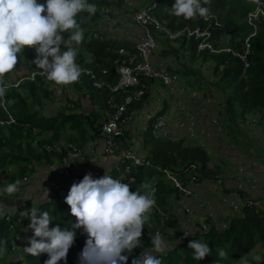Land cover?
<instances>
[{
  "label": "trees",
  "instance_id": "1",
  "mask_svg": "<svg viewBox=\"0 0 264 264\" xmlns=\"http://www.w3.org/2000/svg\"><path fill=\"white\" fill-rule=\"evenodd\" d=\"M153 1L155 6L152 13L163 20L170 31L174 32L183 27L207 30L208 35L203 37V40L209 42L212 47L227 46L239 52L243 49V39L252 30V27L245 22V15L256 2H264V0H210L208 5H203L210 8L208 18L196 16L185 20L183 17L169 15L167 8H171L175 0ZM45 2L46 0H38V3ZM87 2L101 6L108 4L106 0H87ZM97 17V11L94 15L82 12L77 16L78 22L84 29V39L78 48L76 62L81 68L91 69L98 76L101 75L99 70L106 68L107 73L100 77L109 83H114L116 75L112 60L116 53L113 50L117 47L131 49L133 46L125 40L106 38L99 34L95 28L91 27ZM64 35L67 36V33ZM199 40H202V37L179 40V49L185 50L188 61L198 58L210 61L212 75L218 83H223L228 89L223 92L224 94L222 93V107L228 114L229 122L235 126L237 116L240 117L238 119L244 118L246 114L258 111L264 103V21L257 23L254 35L248 37V53L246 54L248 65L245 68L242 66L243 62L230 52H210L207 48L196 52L195 45ZM62 50L66 49L62 46ZM85 55H89V60ZM35 57L34 49H24L18 57L14 70L10 72L11 76L18 78L36 70V66L31 63ZM182 69L184 74H197V71L189 68ZM33 77V80L25 78L17 86H9L5 96L0 98V120H5L7 113L14 119L13 123L0 125V169H4L0 174V189L6 183L25 177L32 169L29 166L32 160L45 163H50L54 159L60 160L67 155L68 144L81 149L89 138L97 135L94 124L110 95L106 88L93 87L89 76L81 73L78 81L71 84V87L79 95L86 97L91 107L94 105L96 109L89 115L74 111L80 107V101L76 98L71 102L67 100V103H71L70 108L67 104L55 112H45L43 111L44 100L53 99V89L47 86L48 81L45 77L37 73H33ZM143 97L144 95L141 99ZM140 101L132 104L131 107L138 105ZM159 114H162V110L156 113V115ZM151 121L150 119L147 122L141 132L147 163L135 164L130 159L120 158L99 177L107 173L113 179L129 184L130 191H134L140 184L147 182L150 184L149 189L155 190V206L159 212L150 213V220L143 228L141 246L132 251L127 264H131L133 259L151 247L150 237L155 231L164 234L169 241L173 242L166 253H155L162 260V264H232L239 260L258 241L264 239V214H257L252 208L241 207L238 213L227 219L225 228L218 230L210 224L206 230L198 228L189 236L181 238L178 220L170 209L169 200L176 191L172 183L164 177L162 170L177 172V177L181 181H186L192 173L189 169L187 170L190 163L198 165V180L212 178L222 169L219 164L208 166L210 156L201 145L183 144L180 139L153 136ZM86 126L91 130L92 137L86 138ZM65 130L71 133L64 138ZM62 138L64 145L59 146L58 152L52 148V145ZM69 190L64 194L54 192L45 201H39L35 206L40 212L48 211L53 216L49 229L57 226L61 230L70 229L76 222L70 214L69 207L64 203ZM16 195L17 192L12 196L0 194V201L6 202ZM16 209L19 210V206ZM5 216H8L7 219ZM17 216L18 211L12 214L4 212L0 215V247L5 249L3 254H20L19 264H44V261L48 259L46 253L34 257L23 252V248L29 246L27 241L33 237V234L27 236L22 242L19 241L16 233L19 227L21 229L24 227L26 220L18 221ZM196 239L207 243L211 249L210 255L201 261L194 260L192 251L188 248L189 242ZM85 241L82 229L77 230L74 243L68 252L74 248L83 249ZM219 249L227 252V256L220 257ZM63 262L59 261L58 264ZM257 263L262 264V260Z\"/></svg>",
  "mask_w": 264,
  "mask_h": 264
},
{
  "label": "clouds",
  "instance_id": "2",
  "mask_svg": "<svg viewBox=\"0 0 264 264\" xmlns=\"http://www.w3.org/2000/svg\"><path fill=\"white\" fill-rule=\"evenodd\" d=\"M209 3L210 0H175L167 10L169 15L185 20L196 16L208 18L210 8L203 5ZM257 5L264 6V2H256L245 15V22L254 32L256 24L264 21V14L255 26L249 24L246 17ZM96 11V5L87 0H46L45 3H38V0H0V98L7 91L4 80L13 77L10 72L26 48L35 50L36 57L31 63L37 69L18 78L33 80L34 77L29 78L30 73H37L46 78V84L53 93L58 88L61 90V85L71 88L82 72L76 57L84 39V29L77 16L82 12L94 15ZM62 46L66 50H62ZM20 183L19 179L6 183L0 194L14 195ZM146 188L147 185L142 183L136 191H130L129 184L113 179L107 173L98 179H93L91 173L86 174L79 183L71 185L64 200L76 221L70 229L61 230L58 226L49 229L53 216L33 206L20 213L22 219L30 220L28 229L33 232V237L27 241L29 246L24 247L23 252L34 257L46 253L48 259L44 264H58L66 260L76 231L82 229L87 239L79 254V264H127L132 251L141 246L143 228L156 204L155 190L145 191ZM47 198L48 193L43 190L41 202ZM3 213L4 206H0V215ZM190 234V231L184 232L185 237ZM150 241L151 247L133 259L132 264H162L154 253H166L168 242L159 231L150 237ZM188 248L192 251V258L198 261L211 253L208 244L198 239L190 241ZM4 251L0 247V254ZM218 254L222 258L227 256L223 249H219ZM255 259L259 261L261 258L257 255Z\"/></svg>",
  "mask_w": 264,
  "mask_h": 264
},
{
  "label": "crops",
  "instance_id": "3",
  "mask_svg": "<svg viewBox=\"0 0 264 264\" xmlns=\"http://www.w3.org/2000/svg\"><path fill=\"white\" fill-rule=\"evenodd\" d=\"M145 1L148 0L143 2ZM105 6L108 11L105 13L104 24L98 26L97 32L106 38L135 43L138 28L130 19L128 6L123 1L108 3ZM158 42V50L153 56L154 66H164L174 72L178 70L181 72L182 68H189L192 71H197V74H190L191 77L189 75L190 79L188 80L183 77L184 72L182 71L181 80L190 88L189 92L183 94L169 93L158 85L160 83L157 80H145L147 90L140 103L133 107L132 118L124 131L125 144L132 148L137 155H145L146 149L141 137L142 125L146 123L144 115H155L162 110V114L168 118V130L170 136L174 138L173 140L180 139L183 144L203 146L210 156L208 166L220 165L222 169L220 184L211 178L199 185L190 186L191 195L184 198V203L188 208L187 213L177 206L174 195L169 199L170 209L177 216L178 229H192L194 231L200 221L208 225L216 224L225 222L235 213H238L220 200L224 189H230L236 184H241V198L264 199V103L258 111L238 119V137L232 135L228 138L226 132V126L229 123L228 114L222 107L223 94L213 86L216 78L211 73L209 61L202 58L188 61L186 52H183L182 49L180 52L178 42L165 40ZM193 75L194 78H192ZM202 85L209 88L205 90ZM60 87L61 90L58 88L54 91L53 105H56L51 112L57 111V104L61 105L60 108L68 104L70 108V102L75 101L76 98L80 101V107L74 111L83 113L86 110L89 115L92 110H95L87 99L85 100L79 94H74L73 89L62 85ZM68 89L71 91L68 92ZM192 91L195 92L194 95L191 94ZM67 100L70 102L67 103ZM45 103L48 105L51 101H45ZM189 117L194 120L196 126L195 139L188 137L185 128L178 127L179 123L184 122L186 125ZM244 139L250 146L248 149L242 147ZM60 140L64 141L63 138ZM253 148L258 151L257 154L253 153ZM79 150L81 152L79 156L67 151L66 156L73 162L74 172L65 177L57 172L60 168V163L57 160H53L50 167L49 164L42 161H30L31 171L21 180L17 195L14 197L15 201L6 204L5 209L12 210L19 206V208L29 210L31 208L26 205L27 202L38 203L41 201L42 192L47 190L46 184L49 180L52 179L59 188H68L74 182L79 183L88 173H91L93 179H98L101 173L113 166L117 160L115 155L102 153L101 142L97 135L86 141ZM95 171L98 175L94 174ZM145 184L147 185L145 191H150L151 189L148 188L150 184L148 182ZM10 206L13 208H9ZM185 216L190 221L183 222ZM29 223L30 220L27 219L23 230L20 231L21 234L18 236L20 242L25 234L28 235L32 232L28 229ZM161 236L168 242V249H170L173 242L169 241L166 236Z\"/></svg>",
  "mask_w": 264,
  "mask_h": 264
},
{
  "label": "built area",
  "instance_id": "4",
  "mask_svg": "<svg viewBox=\"0 0 264 264\" xmlns=\"http://www.w3.org/2000/svg\"><path fill=\"white\" fill-rule=\"evenodd\" d=\"M108 3H117L119 1H123L128 6L129 16L131 21L138 28V33L136 37L135 43L132 44L131 49H127L125 47H117L113 51L116 53L115 58L112 60L114 73L116 75V80L114 83H109L104 78L100 77L107 73L106 68H101L99 70L101 75H96L91 69L81 68L84 74L89 76L91 81V85L95 88H106L110 95L106 100V106L100 110L99 117L96 120L94 126L97 128V136L101 142V151L105 155H115L117 160L120 158H126L132 160L135 164L147 163L145 159V155H137L134 153L133 149L125 144V128L130 122L133 112L132 104L139 102L141 97L147 90V85L145 84V80H157L162 85H164L169 93L183 94L184 92H189V86L184 83L174 71L167 69L164 66H154L153 64V56L155 52L158 50V41L165 40L169 42H176L179 40L193 38L197 39L202 37V40L196 42L195 50L196 52L207 48L210 52L217 51H225L230 52L232 55L236 56L243 63V68L247 67L248 63L246 61V54L248 53V36H252L254 31H251L247 37L243 40V50L236 51L232 50L229 47H212V45L203 40V37L208 35L207 30L200 31L197 28L188 29L187 27H183L182 29L176 31H170L165 25L164 21L159 19L152 13V10L155 6V2L153 0H148L143 2L144 0H106ZM105 13L108 11V8L104 6L102 9ZM264 14V6L257 5L254 10L250 11L247 14L246 20L252 26H255L256 22L259 20V17ZM163 38V39H162ZM87 60H89V56H85ZM33 73H30L29 78L32 79ZM13 78L11 82L8 80ZM7 80H4L7 88L9 86H16L21 78L11 77ZM15 81V82H14ZM192 95L195 92H191ZM84 97V96H83ZM86 100L87 98L84 97ZM88 100V99H87ZM89 102V100H88ZM90 104V103H89ZM92 108L96 109L93 105ZM83 115H88L86 110L83 111ZM146 123L142 125V129H144L147 125V122L151 119V133L153 136L157 137H167L170 139H174L170 136V132L168 130V118L163 114L159 115H144ZM152 117H154L152 119ZM186 125L183 123H179L178 127L181 129H186L188 137L195 139L196 138V130L194 120L189 117ZM14 119L10 114H6L5 120H0V125L13 123ZM64 145V143L59 140L52 148L59 152V146ZM45 147H48L45 145ZM69 153L77 154L79 156L81 154L80 150L74 148L75 146L68 144ZM60 163V168H58L57 172L61 176H69L74 172L73 162L67 156H64L62 159H54ZM53 161V160H52ZM51 161V162H52ZM50 162V163H51ZM50 163L49 167L51 166ZM197 168L198 165L195 163L188 164V168L192 173L189 174L188 179L186 181H181L177 177V172H172L169 170H162L165 174V178L169 180L173 187L175 188L176 194L174 195L175 203L177 206L185 213H187L188 208L184 203V198L191 195V185H199L202 182L209 180L207 178H202L201 180L197 179ZM53 169V167H52ZM108 170V169H107ZM95 175L98 173L95 171ZM23 177L22 179H24ZM213 181L217 184L221 183V175H215L212 177ZM21 179V180H22ZM48 196L57 192L58 194H64L70 187L68 188H59L56 183L51 179L46 184ZM241 184H236L230 189H226L223 194L220 196V200L227 203L235 212H239L241 207L252 208L253 211L257 214H264V199H255L250 197L241 198L240 196ZM17 207V206H16ZM15 207V211H18V216L16 219L20 221L22 218L20 213L28 210L26 208H20L17 210ZM6 214H12L15 211L6 210ZM151 212H159L156 206L153 207ZM173 215L177 218L176 214L172 212ZM8 216H5L7 219ZM190 219L185 216L183 218V222H188ZM215 229L221 230L226 227L225 222H219L213 224ZM206 230L209 228V225L203 221L198 223L196 229ZM195 229V230H196ZM181 233V238L185 237L184 232L190 231L192 233V229H178ZM157 232V231H155ZM154 232V234H155ZM161 235H164L160 233ZM165 236V235H164ZM189 236V235H188Z\"/></svg>",
  "mask_w": 264,
  "mask_h": 264
},
{
  "label": "rangeland",
  "instance_id": "5",
  "mask_svg": "<svg viewBox=\"0 0 264 264\" xmlns=\"http://www.w3.org/2000/svg\"><path fill=\"white\" fill-rule=\"evenodd\" d=\"M96 8H97V12H98V17H97V19L95 20V23H93L92 24V28H95L96 30L98 29V26L100 25V24H104V20H105V12L102 10V9H104V5H96ZM180 52H181V49H180ZM183 52H185V51H183ZM186 55L188 56V54L186 53ZM209 63H210V61H209ZM209 68H211L210 66H209ZM200 71V70H199ZM176 74L180 77V78H182V74H181V72L178 70L177 72H176ZM183 77H186V79H190V77H191V75H190V77H189V75L188 74H183ZM9 78H11V77H9ZM192 78H194V75L192 76ZM13 80V78H11V79H9L8 81L9 82H11ZM15 82V81H14ZM160 83V82H159ZM161 84V83H160ZM160 84H158L161 88H163L164 90H166L167 88L164 86V85H160ZM214 87H216L221 93H223L224 91H227L228 89H227V87H225L224 85H223V83H218L217 81H214V85H213ZM72 88V87H71ZM202 88L203 89H205V90H207L209 87L208 86H206V85H202ZM72 90V89H71ZM71 90H67L68 92H70ZM56 91V90H55ZM73 93L74 94H76L77 95V93H75L74 91H73ZM224 94V93H223ZM50 101H51V103H49L48 105L45 103V100H44V106H43V111H45V112H51V111H53V107L56 105V104H54L53 105V99H50ZM222 103H223V101H222ZM60 104H57V110L58 109H60ZM238 118H240V117H238L237 116V119H236V124H235V126H233L230 122L228 123V125L226 126V132H227V135H228V138L229 137H231L232 135H234L235 137H238V130H237V123H238ZM243 120V119H242ZM86 130H87V134H86V138H89V137H92V135H91V130H89L88 129V126H86ZM68 133H71L70 131H68V130H65L64 132H63V137L65 138V135H67ZM90 139H92V138H89L87 141H89ZM240 143V142H239ZM242 143H244L243 145H242V147L243 148H249L250 146H248L247 145V140L246 139H244L243 141H242ZM253 153H258V151L255 149V148H253ZM1 170H4V169H0V174H2L3 173V171H1ZM149 186V185H148ZM149 188V187H148ZM13 201H15V199H14V197H12V198H10V199H8V200H6V202H0V206H4V212H7L6 211V204H10L11 202H13ZM17 201V200H16ZM26 205H29V208H31L32 206L33 207H35L36 205H37V203H31V202H27V204ZM9 208H13V207H9ZM23 230V229H22ZM21 229H19L18 231H17V236H19L21 233H20V231H22ZM33 234V232H31L30 234H28V235H26L25 234V237H23L22 238V240H21V242L24 240V239H26V237L27 236H30V235H32ZM83 238L86 240L87 239V236H86V234H84L83 233ZM82 251V248L80 249V248H74V249H72L70 252H68L67 253V257H66V260H64V262L63 263H61V264H77V263H79V254H80V252ZM1 256H0V264H19V262L21 261L20 259H21V256H20V254H14V253H10V254H0ZM257 255H259L260 256V260H262V264H264V239H262V240H260V241H258L254 246H253V248L252 249H250L249 251H247L246 253H245V255L242 257V258H240L239 260H237V261H235V262H232V264H258L257 262H259V261H257L256 259H255V257L257 256ZM138 257V256H137ZM132 264V263H131Z\"/></svg>",
  "mask_w": 264,
  "mask_h": 264
}]
</instances>
